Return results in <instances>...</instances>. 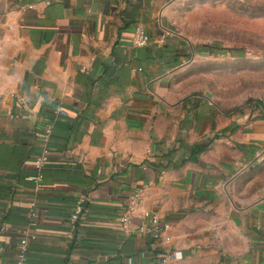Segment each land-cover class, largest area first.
<instances>
[{"label": "crops", "instance_id": "1", "mask_svg": "<svg viewBox=\"0 0 264 264\" xmlns=\"http://www.w3.org/2000/svg\"><path fill=\"white\" fill-rule=\"evenodd\" d=\"M176 2L0 0V264L23 236L27 264H139L169 249L182 254L170 264H264V123L183 89L193 53ZM153 213L170 225L159 239Z\"/></svg>", "mask_w": 264, "mask_h": 264}, {"label": "rangeland", "instance_id": "2", "mask_svg": "<svg viewBox=\"0 0 264 264\" xmlns=\"http://www.w3.org/2000/svg\"><path fill=\"white\" fill-rule=\"evenodd\" d=\"M176 1L173 25L193 53L183 89L264 123V0Z\"/></svg>", "mask_w": 264, "mask_h": 264}, {"label": "built area", "instance_id": "3", "mask_svg": "<svg viewBox=\"0 0 264 264\" xmlns=\"http://www.w3.org/2000/svg\"><path fill=\"white\" fill-rule=\"evenodd\" d=\"M150 42V37L146 32L145 28L142 25H136L133 29V44L135 46H145ZM51 134V126H47L44 130V143L41 150V153L37 155L34 159V167L37 170H40L41 167L50 159L52 147L47 143V139ZM39 174H33L30 178L39 179ZM144 190L143 188H137L134 190L131 195L128 197L126 205L121 211L120 220L122 222H127L130 220V217L133 213L138 210L143 201ZM87 196L85 194H80L76 200V203L73 207V210L70 214V222L72 225H75L80 215L82 214L85 201ZM169 223L160 218L157 213L150 215V224L146 227V231L152 235L154 238L159 239L162 237L163 233L169 228ZM33 236V235H31ZM27 236L20 238L16 246V254L12 264H27V247H28ZM182 256L179 250H166L160 254V257L157 259H147L141 261L139 264H170L171 261L179 259ZM66 264H73L71 261Z\"/></svg>", "mask_w": 264, "mask_h": 264}]
</instances>
